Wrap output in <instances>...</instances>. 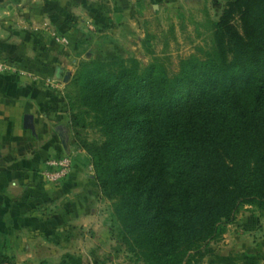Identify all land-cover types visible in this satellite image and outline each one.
Masks as SVG:
<instances>
[{"label": "trees", "instance_id": "obj_1", "mask_svg": "<svg viewBox=\"0 0 264 264\" xmlns=\"http://www.w3.org/2000/svg\"><path fill=\"white\" fill-rule=\"evenodd\" d=\"M213 41L216 56L182 59L173 74L135 60H83L67 93L73 129L88 125L83 108L96 111L102 140L79 143L106 197L117 199L119 235L147 264H186L240 204L264 207V0H226ZM3 246L0 264H10ZM59 264L87 262L66 253Z\"/></svg>", "mask_w": 264, "mask_h": 264}, {"label": "crops", "instance_id": "obj_2", "mask_svg": "<svg viewBox=\"0 0 264 264\" xmlns=\"http://www.w3.org/2000/svg\"><path fill=\"white\" fill-rule=\"evenodd\" d=\"M204 1L0 0V60L11 65L0 74V239L5 254L37 252V239H51L58 223H72L78 216L88 221L93 202L87 195L90 184L83 181L88 156L74 144L63 92L43 82L59 76L56 48L75 50L68 53L73 60L86 59L92 46L119 32L133 33V17L142 5L155 9L161 3L180 7ZM42 66L48 71L38 70ZM66 154L72 157L67 177L45 183L39 175L43 161ZM47 206H54L51 213L44 211Z\"/></svg>", "mask_w": 264, "mask_h": 264}, {"label": "rangeland", "instance_id": "obj_3", "mask_svg": "<svg viewBox=\"0 0 264 264\" xmlns=\"http://www.w3.org/2000/svg\"><path fill=\"white\" fill-rule=\"evenodd\" d=\"M214 2L216 5L206 0L198 6L180 7L164 6L161 3L155 9L150 7V3L142 5L133 17L134 35L128 33L124 36L125 32H119L121 38H107L102 45L91 47L89 58L78 57L73 60L74 55L71 54L75 50L59 45L55 50L58 54L59 76L50 80L46 78L43 82L63 92L68 109L67 93L75 94L71 81L83 60L110 61L121 58L123 64L128 66L135 60L140 68L154 64L156 69L165 67L169 74H173L179 70L182 59L190 56L199 59L216 56L213 28L225 1ZM78 51H81V47H78ZM68 53H71L70 57ZM82 111V117L88 125L71 128L75 146L88 156L84 164L88 167L87 174L83 178L84 182L90 184L91 192L87 195L93 199L88 206V221L78 216L72 223H58L51 239H37V252L6 254L10 264H59L66 253L81 255L87 264L148 263L138 249L129 245L130 241L119 235L120 224L113 215L117 199L106 197L97 182L90 155L80 146L79 141L99 143L103 137L100 127L94 124V108L90 107L89 111L83 108ZM53 207L47 206L44 211L49 208L51 213ZM242 252L261 253L264 257V207L256 203L240 204L234 219L224 225L219 238L207 241L200 251L191 253L186 264H210L215 260L213 254ZM260 264H264V258Z\"/></svg>", "mask_w": 264, "mask_h": 264}, {"label": "built area", "instance_id": "obj_4", "mask_svg": "<svg viewBox=\"0 0 264 264\" xmlns=\"http://www.w3.org/2000/svg\"><path fill=\"white\" fill-rule=\"evenodd\" d=\"M11 69V65L1 59L0 74ZM72 167V157L69 154L51 156L43 161L39 175L45 183L56 184L63 181L69 174Z\"/></svg>", "mask_w": 264, "mask_h": 264}, {"label": "water", "instance_id": "obj_5", "mask_svg": "<svg viewBox=\"0 0 264 264\" xmlns=\"http://www.w3.org/2000/svg\"><path fill=\"white\" fill-rule=\"evenodd\" d=\"M26 120H27V121H30V117H27Z\"/></svg>", "mask_w": 264, "mask_h": 264}]
</instances>
